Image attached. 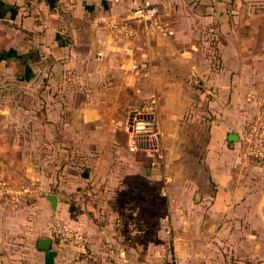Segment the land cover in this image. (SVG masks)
I'll return each mask as SVG.
<instances>
[{
    "label": "crops",
    "instance_id": "obj_1",
    "mask_svg": "<svg viewBox=\"0 0 264 264\" xmlns=\"http://www.w3.org/2000/svg\"><path fill=\"white\" fill-rule=\"evenodd\" d=\"M45 1L40 23L28 0H0V75L19 80L8 86L20 95L38 92V147L47 142L51 153L70 157L66 166L73 165L58 178L36 170L25 190L38 199L41 213L79 228L100 262L116 249L111 237L123 232L112 221L123 220L132 234L143 203L146 218L154 220L174 217L173 205L188 201L210 202L214 212L234 203L239 134L253 110L264 106V52L250 46L251 18L263 15L264 0ZM145 1L156 9V24L132 17ZM193 75L206 79L202 93L188 83ZM32 77L38 83H28ZM139 80L155 97L162 133V159L145 164L130 150L121 118L143 93ZM230 135L237 140L230 142ZM9 188L0 179V264H87L72 243L51 239L49 250H39L49 230L40 225L37 241L30 239L26 216L7 210L16 203ZM62 188L98 193L108 213L92 215L91 198L83 207L78 195L65 198ZM49 196L56 198L55 210Z\"/></svg>",
    "mask_w": 264,
    "mask_h": 264
},
{
    "label": "rangeland",
    "instance_id": "obj_2",
    "mask_svg": "<svg viewBox=\"0 0 264 264\" xmlns=\"http://www.w3.org/2000/svg\"><path fill=\"white\" fill-rule=\"evenodd\" d=\"M251 20L250 46L254 51L263 53L264 12L261 17H252ZM239 31L242 35V28ZM33 80V77L32 80L28 78L27 82L38 83V78ZM18 81L0 75V179L12 189L13 199L10 196V200L16 202L9 203L6 207L12 213L16 212V216H19V213L26 216L29 223L28 236L33 242L37 241L38 228L41 225L43 230H49L50 239L56 244L70 245L69 241L60 240L51 234L53 223L60 220L56 219L55 213L44 216L38 209V199L30 196L28 191L22 193L25 188L31 187V179L36 173L38 175V171L43 172L44 176L52 174L58 178V175H65L73 165L66 166L70 157L51 153L46 147L47 142H40L38 147V123L35 121L38 119V92H21L20 95L18 89H10L8 85ZM139 84L143 88L139 101L122 113L121 118L127 130L136 116L137 107L154 96L146 93V87H143L145 83L139 80ZM193 91L196 92L195 89ZM19 103H22L21 107L18 106ZM261 103L264 104V101ZM24 117L26 122H23ZM41 147L43 149L38 152ZM158 155L155 159H148L157 162L162 159L161 152ZM238 155L239 162L235 166L236 180L232 182L235 187L230 190L234 193L235 202L225 205L227 207L223 210L222 206H217L219 208L214 212V205L210 202L196 204L188 201L173 205L174 217L154 220L146 218V205L143 203L139 208V220L133 221L132 234L128 233L123 220L120 223L112 221L116 226L120 225L123 232L111 237V243L116 249H111V253L106 252L101 258L102 261L98 262L95 255L87 250L86 245L79 255L84 260L87 259V264H264V165L254 166ZM139 158L140 162L146 163L147 157L139 154ZM47 161L49 163H46ZM36 182L38 183L37 180ZM86 190L80 188L67 192L66 188H62L61 191L65 198L78 195V202L83 207L86 197L91 198L88 208L92 215L96 212L101 214L102 211L108 213L103 204L99 205L97 202L98 193H80ZM2 191L0 190L1 196L4 195ZM154 207L155 211L160 213H166L168 209L157 204ZM179 207H183V213H178ZM30 223H37V226ZM18 260L17 257L16 261Z\"/></svg>",
    "mask_w": 264,
    "mask_h": 264
},
{
    "label": "built area",
    "instance_id": "obj_3",
    "mask_svg": "<svg viewBox=\"0 0 264 264\" xmlns=\"http://www.w3.org/2000/svg\"><path fill=\"white\" fill-rule=\"evenodd\" d=\"M45 0H28L27 8L34 19L44 23ZM132 17L138 21L156 24V9L147 1L133 9ZM164 35L171 32L161 31ZM137 66H134L136 68ZM188 83L195 91L202 93L206 90V79L200 76H191ZM209 96L210 93L207 92ZM157 102L150 98L145 104L137 107L136 116L129 129L130 150L140 153L147 158L155 159L160 152L162 133L156 118ZM241 158L254 166L264 165V106L253 110L246 120L239 134ZM159 156V155H158ZM22 192H26L22 191ZM12 195V193L8 194ZM51 234L60 240H67L84 251L86 240L79 228H72L67 222L56 220L51 228Z\"/></svg>",
    "mask_w": 264,
    "mask_h": 264
},
{
    "label": "water",
    "instance_id": "obj_4",
    "mask_svg": "<svg viewBox=\"0 0 264 264\" xmlns=\"http://www.w3.org/2000/svg\"><path fill=\"white\" fill-rule=\"evenodd\" d=\"M48 4L50 6H52L54 4V0H47ZM230 142H235L237 140V136L236 135H230L229 139ZM49 202L52 205V208L55 210V206H56V198L53 196H49L48 197ZM51 246V239H47V238H40L37 242V248L39 250H49Z\"/></svg>",
    "mask_w": 264,
    "mask_h": 264
}]
</instances>
